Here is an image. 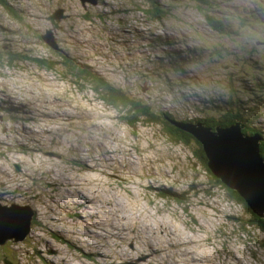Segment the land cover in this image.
<instances>
[{
    "label": "rangeland",
    "instance_id": "374dc122",
    "mask_svg": "<svg viewBox=\"0 0 264 264\" xmlns=\"http://www.w3.org/2000/svg\"><path fill=\"white\" fill-rule=\"evenodd\" d=\"M149 1L0 4V205L18 214L23 206L31 219L26 236L0 231L9 237L0 264H264V232L245 225L250 213L196 161V145L168 136L153 115L135 121L137 103L107 102L85 72L178 120L203 118L196 105L210 96L208 110L227 106L223 93L243 98L232 125L264 132V23L241 25L239 49L194 0H159L161 19ZM216 1L206 15L224 20L229 35L264 9V0ZM219 44L225 60L211 66L185 55Z\"/></svg>",
    "mask_w": 264,
    "mask_h": 264
},
{
    "label": "trees",
    "instance_id": "16d2710c",
    "mask_svg": "<svg viewBox=\"0 0 264 264\" xmlns=\"http://www.w3.org/2000/svg\"><path fill=\"white\" fill-rule=\"evenodd\" d=\"M103 1L104 0H100V2H103ZM194 1L198 5V7H200V9L205 13L204 16L210 20L207 22V24L211 26V27L209 26L211 29H214L216 31H218L220 29L219 31L222 32L223 34H225L226 36H233L235 34L234 43H237L236 46L239 49H240L241 40H243L245 38L244 35L240 34V32L242 31L241 25H247L253 29H256L255 25L248 24V23H250L251 20L254 19L256 22L264 23V9L256 8L255 11H257L259 13V15H257L254 18H253V16L246 18L243 15V17H241L238 20L239 24L234 28V33L229 35L228 30L224 28L226 26V23L224 20L223 21H221V20L215 21L212 16L206 15L208 12L209 5H211V4L215 5V3L217 2L216 0H194ZM149 2H150L149 3L150 8L152 10V15H153L154 19H157V17H159V14H161L160 13L161 12V2L159 0H150ZM0 4L3 5L6 9H13L11 7V5L9 4V2H7V0H0ZM201 6H205V7H201ZM210 8H212V7H210ZM159 19H161V17H159ZM245 29H247V28H245ZM248 31H251V30H248ZM223 34H222V37H224ZM199 48H201V49H199ZM225 49L226 48H225L224 44H219V45H214V46H206L205 48L203 46H201V47H198L199 51H197V52L192 51V53H191L190 51L187 50L185 52V55H187V58L197 57V56H195L196 53H198L199 58H201V56L203 55L204 56L203 59L207 58L208 62L210 63L208 66H211L212 62H214V61L218 62V61H222V60L224 61L225 60V57H226L225 56V54H226ZM8 57L9 58H6V60H8V62H11L12 57H10V56H8ZM25 57L27 59H30L29 56H25ZM238 59H243V60L247 61L246 58H243V57L238 58ZM31 60L33 62L39 63V65H38L39 67H41L43 65L40 62H44L43 60L38 59V58H34V57ZM194 65H195V63H194ZM42 67L43 68H49L50 65L46 64V66H45V64H44V66H42ZM85 72L87 73V76H91V75L93 76L94 79H92V80L95 81L94 83L97 84L99 91L104 94V98H106L107 102L116 104L118 106L121 105L122 107H127V108L129 107V105H131L133 103H137V104L133 105V108L140 109L137 111L140 112L141 114L140 115H138V113L133 114V119L135 121L138 118V116H142L143 118L150 121L152 119L151 116L153 115V117L156 119L155 121H158V123L162 124V126H163V128H164V130L168 136L171 137V135H174L178 139V141L183 140V141L187 142L189 145H191L192 143L195 144L196 147H195V150L193 151L194 158L204 169H206L208 171V173H211V172L209 171V169L207 167V158H206V155L204 153V149H203V146L201 145V143L198 140H196L195 137L192 136L190 133L180 129L179 127H176L175 125H173L170 122V119L176 120L179 122H183V123L202 122V123H204V125L206 127H210L212 130H215L217 127L225 128V127H229L230 125L234 124L235 123L234 121L239 119L238 117L241 116V110H243V109H241V106H245L248 104V102L243 98L239 99L237 101L235 97H233L229 94H227V96H226L223 93L222 97L224 98V102L227 104V106L221 108L219 106L220 104H213V107L211 108V110H208L209 104L215 100L212 96H210L209 98H205L203 103L200 104L198 102L196 105V107H198L197 111L201 112V114L203 115V118L196 117V118L189 119V118L184 117V118L178 120V118H176L171 113H168L167 111L158 110V113H156L157 111L154 109V107L142 99H138V98H134V97H132L133 99H130V97L124 91H122L120 88L115 87L114 85L110 84L109 82H106L105 80H101L99 75L96 74L95 72L92 73L88 70H86ZM246 72H249V71H246ZM225 74H227V73H225ZM251 74H253V73H251ZM256 78L257 77H255L253 79H249V81H251L253 83L252 80H255ZM224 80H226V75L224 76ZM257 81L259 83V78H257ZM259 84L264 85V80L262 82H260ZM254 86H258V85H254ZM251 89H252V92L255 94V92H254L255 89L253 87ZM94 90H95V87H94ZM233 91H234V89H233ZM255 96H256V94H255ZM225 97H227V98H225ZM211 98H213V99H211ZM256 98L258 99V96H256ZM262 98H264V96H262L261 99ZM114 101L117 103H115ZM255 106L258 107V105H255ZM219 112L222 113L221 117H218ZM258 114H259L258 109L254 108L253 112H252V119L255 122H256V118H258ZM129 124H132V123H129ZM242 133L244 135L250 134L249 136H253V135H259L260 136V138H261V141L259 142L260 156L264 160V132H262V130L258 126L255 127V126L246 125L245 128H242ZM215 180L218 184H220L226 190L227 197L230 201L235 202L236 204L243 207L248 213H250V219L245 221V225L246 224L250 225V226L254 227L255 229H259L260 231L264 232V217H259L254 212H252L251 209L246 204V202L244 201V199L236 191L231 190L228 187H226L219 179L215 178ZM155 192L157 193V195L160 198H169V199H173L177 202H182L179 199V194L176 191H174L173 189L168 188L165 190L163 188H156ZM243 231H247V230L245 229ZM56 238H58L57 235H56ZM5 262H8V260L6 259Z\"/></svg>",
    "mask_w": 264,
    "mask_h": 264
},
{
    "label": "water",
    "instance_id": "95a60500",
    "mask_svg": "<svg viewBox=\"0 0 264 264\" xmlns=\"http://www.w3.org/2000/svg\"><path fill=\"white\" fill-rule=\"evenodd\" d=\"M81 2L95 5L98 0H81ZM46 40L48 45L56 49L50 38ZM170 122L202 143L207 167L212 175L226 187L236 191L252 212L264 217V160L260 156V136L245 137L239 123L225 128L217 127V131H213L210 127L201 126L199 123H183L171 119ZM1 207L4 206L0 205V211L6 213ZM15 208L20 210V214L6 213L13 218L0 216V231L8 233L12 238L18 237L24 230L26 236L29 228L31 229V219L26 221L21 216L25 207L15 205ZM8 238L0 236V241L5 239L6 242Z\"/></svg>",
    "mask_w": 264,
    "mask_h": 264
},
{
    "label": "bare ground",
    "instance_id": "6f19581e",
    "mask_svg": "<svg viewBox=\"0 0 264 264\" xmlns=\"http://www.w3.org/2000/svg\"><path fill=\"white\" fill-rule=\"evenodd\" d=\"M97 256H99V254L98 253H95Z\"/></svg>",
    "mask_w": 264,
    "mask_h": 264
},
{
    "label": "flooded vegetation",
    "instance_id": "af4514ba",
    "mask_svg": "<svg viewBox=\"0 0 264 264\" xmlns=\"http://www.w3.org/2000/svg\"><path fill=\"white\" fill-rule=\"evenodd\" d=\"M243 127H244V126H243ZM245 127H246V126H245ZM245 127H244V128H245Z\"/></svg>",
    "mask_w": 264,
    "mask_h": 264
},
{
    "label": "clouds",
    "instance_id": "9594fccd",
    "mask_svg": "<svg viewBox=\"0 0 264 264\" xmlns=\"http://www.w3.org/2000/svg\"><path fill=\"white\" fill-rule=\"evenodd\" d=\"M212 174V173H211Z\"/></svg>",
    "mask_w": 264,
    "mask_h": 264
}]
</instances>
